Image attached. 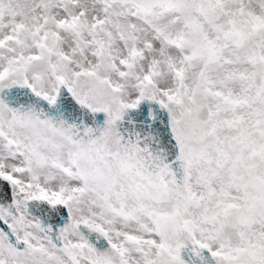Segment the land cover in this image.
Wrapping results in <instances>:
<instances>
[{"label": "snow or ice", "instance_id": "6c2138e0", "mask_svg": "<svg viewBox=\"0 0 264 264\" xmlns=\"http://www.w3.org/2000/svg\"><path fill=\"white\" fill-rule=\"evenodd\" d=\"M0 264H264V0H0Z\"/></svg>", "mask_w": 264, "mask_h": 264}]
</instances>
